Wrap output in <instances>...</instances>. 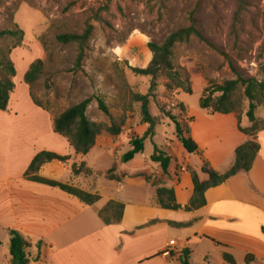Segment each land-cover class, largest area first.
<instances>
[{
	"label": "crops",
	"instance_id": "1",
	"mask_svg": "<svg viewBox=\"0 0 264 264\" xmlns=\"http://www.w3.org/2000/svg\"><path fill=\"white\" fill-rule=\"evenodd\" d=\"M20 55L24 79L33 58L29 52ZM16 79L9 109L0 111V257L5 264H12L10 230L20 232L34 244L42 242L39 259H32L30 264H150L159 257L172 260L164 253L173 240L155 241V233L166 227L186 229L180 226L192 223L200 227L196 237L207 236L227 246L225 251L236 261L245 257L246 262L252 255L258 264L264 262V130L256 137L260 149L251 170L209 189L207 205L189 212L192 221L178 222L172 212L186 211L194 195L192 168L187 165L194 164L193 170L202 181L208 179L201 172L203 158L218 173L225 174L236 162V150L250 140L239 130L237 115L213 114L185 105L192 118L191 136L201 155L194 154L197 161L188 153L187 165L180 164L181 170L176 168L165 177L162 172L148 183L144 178H133L138 174L151 177L148 171L123 168L134 160L121 163L122 144L117 137L101 138L103 142L97 138L90 153H77L68 139L54 131L55 117L34 103L30 86L24 81L20 92ZM251 125L248 119H242L243 128ZM43 152L68 159L47 162L38 171L28 173L34 159ZM115 165L118 175L127 176L121 182L107 177ZM33 177L74 187L100 200L87 205ZM156 180L175 191L179 210L160 205L158 187L153 185ZM111 201L123 204L125 212L121 223L107 225L99 213ZM36 254L34 248L32 256Z\"/></svg>",
	"mask_w": 264,
	"mask_h": 264
},
{
	"label": "rangeland",
	"instance_id": "2",
	"mask_svg": "<svg viewBox=\"0 0 264 264\" xmlns=\"http://www.w3.org/2000/svg\"><path fill=\"white\" fill-rule=\"evenodd\" d=\"M192 13L205 41L193 37L188 44H179L174 63L189 73L193 94L180 91L177 97L160 78L155 92L159 102L180 114L181 102L190 109H199L204 91L226 81L241 78L264 83V0H0V32H24L22 45L11 55L20 92L24 84L20 53L29 52L32 62L43 63L32 85L33 98L52 118L92 99L87 112L91 121L122 126L119 136L103 132L97 138L117 137L125 154L131 149L130 140L147 129L142 123L141 105L133 96L149 93L151 77L138 75L133 69L147 68L153 58L149 43L163 44L173 32L190 26ZM89 25L93 26V35L78 67V45L63 44L58 36L81 35ZM17 41L0 37V54ZM245 90L246 85H240L235 97L243 118L248 119L250 100ZM98 98L110 108V117L100 110ZM151 113L161 123L156 136L148 139L145 151L123 168L148 171L152 179L162 174L159 164L151 161L155 147L171 156L172 173L176 168L181 170L180 164L187 165L188 152L178 140L174 124L161 115L153 99ZM255 116L258 127H263L264 102L257 103ZM187 166L194 169V164ZM172 217L178 222L192 221L191 214L184 210L172 212ZM199 229L196 223L186 229H160L155 241L168 238L177 241L180 248L172 254V260L159 257L150 264H179L184 247L191 250L190 264H227L224 247L207 236L196 237ZM183 240L188 242L181 244ZM244 259L238 258L236 264H247ZM0 264H5L2 257ZM250 264L258 263L255 260Z\"/></svg>",
	"mask_w": 264,
	"mask_h": 264
},
{
	"label": "trees",
	"instance_id": "3",
	"mask_svg": "<svg viewBox=\"0 0 264 264\" xmlns=\"http://www.w3.org/2000/svg\"><path fill=\"white\" fill-rule=\"evenodd\" d=\"M191 14L190 20L192 24L188 27L181 28L173 32L163 44L155 42L149 43V48L153 54L152 61L147 68H134L133 71L143 77H151V86L149 93L135 94L133 99L135 102L141 105L142 123L147 126V129L141 136H136L130 140L131 149L122 155L121 163L127 164L133 161L136 156L143 153L146 147V141L156 136L157 127L161 124L159 117H155L151 113L152 99L156 102L158 109L164 117L169 119L175 126L176 136L183 145L184 149L189 154L201 155L197 143L191 136L190 122L192 118H189L186 112V106L181 102L179 107L181 108L180 114H176L171 111L165 104L159 102L156 95L158 87V80L164 78V86L169 92H175L176 96H180V91L185 94H193L191 87L190 75L182 67H178L174 63L175 49L179 44H188L193 37L199 38L201 41H205L202 33L197 28L196 20ZM93 35V26L89 25L83 34H64L58 36V41L63 44L75 43L79 47V55L77 59L78 67L81 66L85 58V49ZM12 37L17 38L18 41L14 42L11 48L0 54V111H8L9 103L12 93L16 89L15 78L17 76V69L12 61L11 55L14 49L19 48L24 40V32L22 30H5L0 32V37ZM42 61L36 60L33 62L24 76V81L32 89L33 83L37 81L42 71ZM246 85V96L250 100L249 110L247 117L252 124L249 128H243L241 122L243 114L240 104L236 100V91L239 86ZM32 95V94H31ZM34 103L41 106L32 96ZM264 102V83H259L255 80L244 81L241 78L236 80H229L222 84L216 85L211 89H206L200 100V107L208 110L213 114H235L239 121V130L250 138L246 143L241 145L236 150V162L232 169L225 174H220L211 166V164L202 159L201 172L208 177L206 181L200 179V175L197 171L189 169L192 180L194 183V195L186 207L187 212H194L204 208L207 205L206 192L211 189L224 184L229 178L237 175L240 172H248L253 167L255 159L259 152V145L256 142V137L260 131L264 130L263 127H258V121L255 116L257 109V103ZM92 99L88 98L82 102L75 104L58 116L55 117L53 127L54 131L68 139L72 147L77 153L87 155L96 145L97 137L105 132L112 136H119L122 133V126L113 124L111 126H103L91 121L88 118L87 112ZM100 110L107 116H111L110 108L105 104L103 98H98ZM45 109V108H44ZM46 110V109H45ZM186 117L187 120L183 118ZM68 157L59 156L54 153L43 152L39 154L32 162L28 173L36 172L39 168L54 160L65 161ZM153 163L159 164L162 169L163 176H169L170 168L172 164V158L170 155L163 151L158 150L155 147L154 155L151 157ZM118 166L115 165L111 170L107 172V177L110 180L121 182L123 178L127 176H120L117 174ZM123 177V178H122ZM133 178H144L148 183L151 181V177L146 174H138ZM34 181L41 182L53 187H59L62 191L72 196L78 197L82 202L87 205H93L100 200L99 196L91 195L74 187L59 184L57 182L44 180L41 178L33 177ZM154 186H157V194L159 197L160 205L169 210L177 211L181 207L177 204L175 191L161 186V182H154ZM125 206L121 203L111 201L104 209L99 213L100 218L105 224L110 225L113 223H121L124 217ZM188 225H181L180 227H187ZM264 233V228H263ZM9 253L12 264H30L32 259H39L42 249V242L34 244L31 240L24 237L20 232L15 230L9 231ZM224 248H228L222 244H219ZM37 250V254L32 256V250ZM224 260L227 264H236V260L233 255L225 252ZM256 258L252 255H248L246 258L247 264L255 261ZM191 262V250L184 248L178 256L179 264H190Z\"/></svg>",
	"mask_w": 264,
	"mask_h": 264
},
{
	"label": "built area",
	"instance_id": "4",
	"mask_svg": "<svg viewBox=\"0 0 264 264\" xmlns=\"http://www.w3.org/2000/svg\"><path fill=\"white\" fill-rule=\"evenodd\" d=\"M179 248L180 244L177 241L173 240L170 242L169 247L164 254L167 256H172V254L178 251Z\"/></svg>",
	"mask_w": 264,
	"mask_h": 264
}]
</instances>
